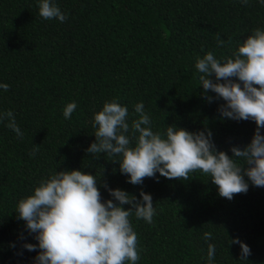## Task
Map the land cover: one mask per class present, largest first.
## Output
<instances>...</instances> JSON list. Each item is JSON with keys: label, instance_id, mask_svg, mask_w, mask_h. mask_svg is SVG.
I'll list each match as a JSON object with an SVG mask.
<instances>
[{"label": "trees", "instance_id": "obj_1", "mask_svg": "<svg viewBox=\"0 0 264 264\" xmlns=\"http://www.w3.org/2000/svg\"><path fill=\"white\" fill-rule=\"evenodd\" d=\"M67 19L45 20L40 0H0V113L11 110L23 137L0 122V264H35V234L18 219V202L42 179L61 170L97 175L102 200L106 188L140 198L152 196L151 224L129 217L138 237L137 264H264V187L249 184L247 193L228 200L209 175L189 180L156 173L140 185L120 172L122 156L87 152L95 142V113L117 100L138 119L142 102L153 132L170 125L189 132L208 129L217 151L232 157L252 140L256 124L222 117L225 103L204 93L195 64L208 52L223 60L238 50L253 30H264L261 0H54ZM217 35L225 43L217 45ZM214 79V77H213ZM206 96L213 97L209 102ZM76 110L63 115L68 103ZM264 134V129H261ZM128 135L131 145L136 139ZM138 135V134H137ZM38 149L33 155V149ZM243 164V160H239ZM126 210L129 205L123 206ZM205 232L212 233L208 241ZM251 249L246 260L230 241Z\"/></svg>", "mask_w": 264, "mask_h": 264}, {"label": "clouds", "instance_id": "obj_2", "mask_svg": "<svg viewBox=\"0 0 264 264\" xmlns=\"http://www.w3.org/2000/svg\"><path fill=\"white\" fill-rule=\"evenodd\" d=\"M264 3V0H261ZM247 4V0H242ZM39 15L45 20L67 16L54 0H40ZM224 41L217 35V45ZM201 73L200 84L204 93L214 92L225 101L219 108L222 117L236 121L252 120L256 129L251 142L242 150L232 147V157L217 151L212 133L205 129L189 132L175 125L166 134L153 132L151 119L142 102L135 105L138 119L128 123V109L117 100L104 103L95 113L93 127L95 142L87 152L122 156L120 172L129 177L128 183L140 185L156 173L167 179L189 180L190 173L200 171L211 177L218 186L219 195L232 200L234 195L247 193L249 184L264 187V30H253L238 50L230 57L218 59L213 52L198 58L195 64ZM214 77V79H213ZM8 91V84H0ZM209 102L213 97L206 96ZM75 102L68 103L63 115L69 119L76 110ZM22 138L23 132L11 110L0 113V122ZM136 139L134 146L128 133ZM138 134V135H137ZM38 149H33V155ZM243 160V164L239 163ZM97 175L81 170H61L42 179L33 193L17 204L18 219L26 222V229L35 234L37 244L25 243L28 251L39 249L35 264H137L140 259L138 237L129 217L151 224L155 209L152 196L144 191L140 198L121 189H107L112 199L102 200ZM129 205L126 210L123 206ZM212 233L205 232L208 241ZM241 249L240 259L251 255L250 247L234 238L230 241ZM215 258V245L209 244L208 264Z\"/></svg>", "mask_w": 264, "mask_h": 264}]
</instances>
